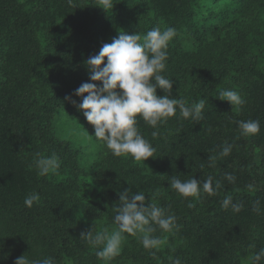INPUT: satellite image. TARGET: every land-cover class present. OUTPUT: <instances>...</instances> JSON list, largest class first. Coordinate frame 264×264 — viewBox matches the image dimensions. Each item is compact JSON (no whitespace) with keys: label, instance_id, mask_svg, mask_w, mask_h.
<instances>
[{"label":"trees","instance_id":"16d2710c","mask_svg":"<svg viewBox=\"0 0 264 264\" xmlns=\"http://www.w3.org/2000/svg\"><path fill=\"white\" fill-rule=\"evenodd\" d=\"M112 3L105 11L97 0H0V264H15L24 254L52 257L55 264H171L170 257L182 264H247L264 248V0ZM157 25L178 33L162 73L173 80L172 96L189 103L204 97V119L177 113L158 126L155 138L156 129L140 119L141 134L156 149L153 157H116L91 136L93 126L65 97L81 102L75 90L91 82L85 61L103 44L123 31L143 36ZM222 89L238 91L245 103L232 107L218 99ZM58 109L83 126L89 151L56 134ZM249 119L259 120L260 132L241 136L237 122ZM224 143L232 152L220 157ZM36 153H55L60 168L39 176ZM209 156L217 157L214 167ZM172 175L182 181L212 176L222 187L199 201L185 199L169 187ZM128 189L176 215L180 230L164 233L154 225V235L165 239L158 250L145 249L141 234L125 233L120 255L104 261L96 255L100 248L80 234L115 229L112 207ZM33 191L41 200L28 208L24 200ZM226 195L242 203V211L225 210ZM256 201L261 214L252 210Z\"/></svg>","mask_w":264,"mask_h":264},{"label":"clouds","instance_id":"9594fccd","mask_svg":"<svg viewBox=\"0 0 264 264\" xmlns=\"http://www.w3.org/2000/svg\"><path fill=\"white\" fill-rule=\"evenodd\" d=\"M99 7L105 11L113 8L112 0H97ZM72 3V0H69ZM174 27L161 28L159 25L151 28L145 35L136 32L127 34L124 31L113 38L111 43H105L98 54L89 57L86 67L91 82L82 83L75 95L81 97L77 103L71 97H65L78 111L83 113L87 122L93 126L94 136L102 142L111 154L116 157L131 156L136 161H145L152 158L156 149L144 138L139 128V120L156 131L152 136H159V125L166 123L169 118L177 116L185 120L202 121L203 109L206 99L189 103L184 98L172 96L173 80L164 73L169 59V42L177 36ZM96 82H101L99 86ZM164 92L163 96L157 95V89ZM86 94V95H85ZM218 99L227 101L231 106H241L245 103L244 97L236 90H221ZM139 118V119H138ZM238 123L240 135L254 136L260 132L259 120H241ZM87 131V130H86ZM88 132V131H87ZM89 133V132H88ZM233 145L224 143L219 153L220 157L229 156ZM216 156H209V167H214ZM33 166L39 176L54 173L61 166L59 157L53 153L50 156L36 153ZM224 178L229 183H234L236 177L232 173H225ZM169 187L181 197L192 198L199 201L202 193L217 195L222 187L221 182L212 176L203 181H198L195 176L182 181L177 176L170 177ZM249 192H254L253 184L247 185ZM119 202L112 207L113 222L117 226L109 231L107 227L94 232L93 228L82 232L80 238L93 247L100 248L96 252L99 259L111 261L121 253L124 234L139 237L145 249H160L165 244V239L154 235L158 226L164 233H174L180 230L177 223L178 217L167 211L157 203L154 198L148 197L143 191L131 193L130 189L119 192ZM41 196L33 191L24 200L26 207L31 208L38 204ZM195 204L188 203L192 208ZM222 207L231 208L233 213L242 211L244 205L233 202L231 195H226ZM261 214L259 201L253 209ZM155 255V253H152ZM264 258V248L247 257V264H258ZM171 264H182L180 258H171ZM15 264H55L52 257L30 260L25 254L16 259Z\"/></svg>","mask_w":264,"mask_h":264},{"label":"rangeland","instance_id":"374dc122","mask_svg":"<svg viewBox=\"0 0 264 264\" xmlns=\"http://www.w3.org/2000/svg\"><path fill=\"white\" fill-rule=\"evenodd\" d=\"M56 134L71 142L78 141L84 150L87 147L85 141L88 139L82 125L73 121L64 110L58 109L56 113ZM89 151V150H86Z\"/></svg>","mask_w":264,"mask_h":264}]
</instances>
